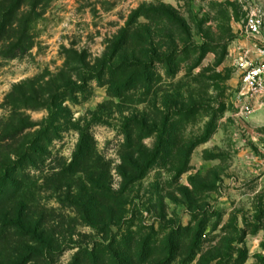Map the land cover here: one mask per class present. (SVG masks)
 <instances>
[{
    "label": "rangeland",
    "instance_id": "374dc122",
    "mask_svg": "<svg viewBox=\"0 0 264 264\" xmlns=\"http://www.w3.org/2000/svg\"><path fill=\"white\" fill-rule=\"evenodd\" d=\"M255 42L264 0H0V181L49 234L0 236V264H264Z\"/></svg>",
    "mask_w": 264,
    "mask_h": 264
},
{
    "label": "trees",
    "instance_id": "16d2710c",
    "mask_svg": "<svg viewBox=\"0 0 264 264\" xmlns=\"http://www.w3.org/2000/svg\"><path fill=\"white\" fill-rule=\"evenodd\" d=\"M22 0H17L18 3H21ZM7 24V23H6ZM5 27V26H4ZM22 27L24 28V22ZM25 29V28H24ZM84 147L86 150V156L90 154V147L88 146L89 137L85 135L82 139ZM34 150L38 153H43L42 147L36 148ZM81 152V151H80ZM30 187H33L32 184L23 185L21 181H14L12 184L5 185L0 181V197L5 198V202L10 204L8 213H0V236L9 237V238H19L24 241L21 242L25 251H32L35 245L43 248V239L49 238L47 230L41 229L37 222L32 219V206H33V194ZM46 251H48L46 249ZM36 260H41L40 257L35 256ZM29 260H26V257H22L15 264H27ZM74 264H78L75 262ZM90 264H103L98 259V257L92 256L90 259Z\"/></svg>",
    "mask_w": 264,
    "mask_h": 264
},
{
    "label": "built area",
    "instance_id": "2783aa9c",
    "mask_svg": "<svg viewBox=\"0 0 264 264\" xmlns=\"http://www.w3.org/2000/svg\"><path fill=\"white\" fill-rule=\"evenodd\" d=\"M246 32L251 36L259 34V23L250 18L246 21ZM235 65L239 72V96L252 106L264 107V46L252 43L237 50ZM248 111L249 108H246Z\"/></svg>",
    "mask_w": 264,
    "mask_h": 264
}]
</instances>
